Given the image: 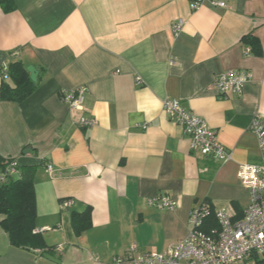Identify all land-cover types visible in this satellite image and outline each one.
<instances>
[{"label": "crops", "instance_id": "obj_1", "mask_svg": "<svg viewBox=\"0 0 264 264\" xmlns=\"http://www.w3.org/2000/svg\"><path fill=\"white\" fill-rule=\"evenodd\" d=\"M222 1L225 7L206 0L195 9L191 0H13L12 11L0 7V67L21 61L37 70L25 99L0 100V158L16 160L14 176L20 166L37 167L34 232L45 243L14 247L0 226V264H112L131 244L163 251L186 236L190 211L203 202L244 209L248 192L236 170L259 159L248 123L257 113L264 121V0ZM178 18L184 22L173 34ZM245 35L260 42V55ZM228 69L251 73L241 96L222 97L212 87ZM77 86L87 88L83 108L70 110L60 91ZM166 96L206 120L232 159L222 164L191 151L162 110ZM82 116L97 123L79 127ZM156 194L170 195L176 207L148 206ZM63 199L71 204L61 207ZM87 205L91 226L76 235L71 212Z\"/></svg>", "mask_w": 264, "mask_h": 264}, {"label": "built area", "instance_id": "obj_2", "mask_svg": "<svg viewBox=\"0 0 264 264\" xmlns=\"http://www.w3.org/2000/svg\"><path fill=\"white\" fill-rule=\"evenodd\" d=\"M206 0H191L195 9ZM212 6L225 7L222 0H209ZM183 20L178 18L171 24V31H180ZM249 47L244 49L248 53ZM3 79L7 78V65L0 67ZM251 79L247 69H228L217 74L212 87L217 95L241 96L245 84ZM136 80L140 81L139 76ZM86 86H77L60 91V99L70 110L82 109ZM165 114L182 129L189 139V149L211 157L224 164L232 159V151L217 138V132L206 120L187 109L178 99L166 96L161 101ZM79 127H90L97 123L94 117H80L75 122ZM146 124H143L145 127ZM249 131L254 135L259 150L255 162L240 163L236 177L248 192V203L240 217L226 208H215L201 203L190 211V229L186 236L166 245L163 251L139 250L131 244L123 255L115 256L112 264H244L253 257H264V121L260 113L251 116ZM51 171V164H47ZM17 171V162L7 158L0 169V185L11 179ZM148 206L157 209H173L176 201L168 194H156L146 199ZM71 200L63 199L61 207H68ZM213 216L217 226L209 225ZM206 228V229H205ZM58 249V248H57Z\"/></svg>", "mask_w": 264, "mask_h": 264}, {"label": "trees", "instance_id": "obj_3", "mask_svg": "<svg viewBox=\"0 0 264 264\" xmlns=\"http://www.w3.org/2000/svg\"><path fill=\"white\" fill-rule=\"evenodd\" d=\"M0 7L5 12L15 8L13 0H0ZM244 43L250 45L252 53L260 55V42L251 35L242 37ZM7 77L0 83V100L22 101L36 88V81H32L26 67L21 61L7 64ZM0 165L2 166L0 158ZM16 176H12L7 183L0 185V226L6 232L9 244L24 250L44 248L45 243L38 232H34L36 218V201L34 189L35 165L20 166ZM240 217L242 210L233 204ZM209 225L216 227V221L211 215ZM70 224L73 232L79 235L91 226V207L87 205L82 211H72ZM206 229V228H205ZM60 264V263H59ZM244 264H264V257H253Z\"/></svg>", "mask_w": 264, "mask_h": 264}, {"label": "water", "instance_id": "obj_4", "mask_svg": "<svg viewBox=\"0 0 264 264\" xmlns=\"http://www.w3.org/2000/svg\"><path fill=\"white\" fill-rule=\"evenodd\" d=\"M26 70L29 73V77L32 81L36 80V76H37V70L35 69V67L33 65H28L26 66Z\"/></svg>", "mask_w": 264, "mask_h": 264}, {"label": "rangeland", "instance_id": "obj_5", "mask_svg": "<svg viewBox=\"0 0 264 264\" xmlns=\"http://www.w3.org/2000/svg\"><path fill=\"white\" fill-rule=\"evenodd\" d=\"M246 199H247V195L245 194V192H244V191L241 192V193H240V202H241L242 204H244V202H245ZM128 264H130V263H128Z\"/></svg>", "mask_w": 264, "mask_h": 264}]
</instances>
